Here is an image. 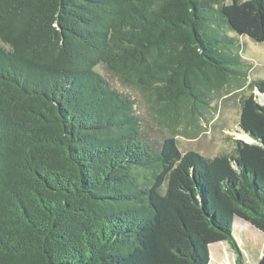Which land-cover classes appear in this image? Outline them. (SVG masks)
<instances>
[{"label": "trees", "instance_id": "obj_1", "mask_svg": "<svg viewBox=\"0 0 264 264\" xmlns=\"http://www.w3.org/2000/svg\"><path fill=\"white\" fill-rule=\"evenodd\" d=\"M234 34L264 43V0H0V264H210L220 242L244 264L236 219L264 233V106L241 98L254 142L230 153L175 139L243 76ZM101 67L172 135L152 139Z\"/></svg>", "mask_w": 264, "mask_h": 264}, {"label": "rangeland", "instance_id": "obj_2", "mask_svg": "<svg viewBox=\"0 0 264 264\" xmlns=\"http://www.w3.org/2000/svg\"><path fill=\"white\" fill-rule=\"evenodd\" d=\"M235 37L238 50H234V53L238 54L242 61L243 66L241 70L243 76L240 75L239 81L233 80L231 85H226L219 92L214 91L209 96L210 109L208 112L203 111V114H200V110H197L195 129L188 127L187 132L184 133L183 124L177 128L175 139L182 152L194 151L206 158H212L220 154L232 152L236 140L250 142L238 127L241 111L240 103L243 96H250L252 94H255L257 99L261 101L257 94L255 83L264 79V43H256L244 36ZM99 71L112 87L132 95L138 100V113L142 116L144 129L152 139L158 140L172 135L167 127L159 125L148 114L139 92L124 87L106 69L101 67ZM184 109L185 107H182L180 113H184ZM253 238L254 235L252 233L246 235L245 242L241 243L239 247L243 255H250L247 258L246 264H257L263 256L261 246H257L256 240ZM220 247L221 245L219 244L213 245L211 249L216 259V253ZM224 263L227 264V261H224Z\"/></svg>", "mask_w": 264, "mask_h": 264}, {"label": "crops", "instance_id": "obj_3", "mask_svg": "<svg viewBox=\"0 0 264 264\" xmlns=\"http://www.w3.org/2000/svg\"><path fill=\"white\" fill-rule=\"evenodd\" d=\"M250 233H252L254 235L253 239L256 240L255 243L257 246H261V249H262L263 255H264V250H263L264 233L258 231L256 228H254L249 223H247L241 219H236V221L234 223V228H233V235H234L239 247H240L241 243L245 242L246 235H249ZM218 244L221 245V247L219 248V250L216 253V255H217V259H216L214 254H212L211 249H212L213 245H218ZM210 250H211V253H210L211 262H210V264H225L224 261H227V264H237V255L228 242H220V243L212 244L210 246ZM226 255L229 257L227 258ZM248 257H250V255H248V256L243 255L244 264H246Z\"/></svg>", "mask_w": 264, "mask_h": 264}, {"label": "water", "instance_id": "obj_4", "mask_svg": "<svg viewBox=\"0 0 264 264\" xmlns=\"http://www.w3.org/2000/svg\"><path fill=\"white\" fill-rule=\"evenodd\" d=\"M256 91H257V94H258L259 98L261 99L260 103L264 106V102H263V100H264V92L262 90H260L259 88H256ZM247 139L250 141L248 143H253L254 142L253 139L250 138L249 136H247Z\"/></svg>", "mask_w": 264, "mask_h": 264}]
</instances>
